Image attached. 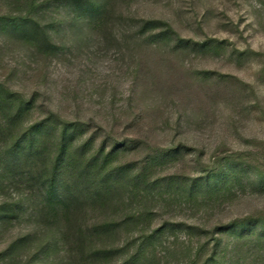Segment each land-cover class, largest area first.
Wrapping results in <instances>:
<instances>
[{
    "label": "rangeland",
    "instance_id": "obj_1",
    "mask_svg": "<svg viewBox=\"0 0 264 264\" xmlns=\"http://www.w3.org/2000/svg\"><path fill=\"white\" fill-rule=\"evenodd\" d=\"M31 1L0 0V15L24 17ZM67 1L36 0L33 17L48 28L55 53L0 29V84L33 101L27 123L48 126V150L73 125L71 151L81 155L78 145L90 140L85 153L106 147L115 170L128 164L136 174L149 164L148 179L162 178L153 187L160 214L151 229L166 228L150 264H189L198 238L173 223H264V186L254 182L264 175V0H94L105 6L101 16H83ZM147 20L168 23L171 42L143 35ZM8 133L0 128V204L14 201L22 211L0 223V251L26 234L32 240L0 264H28L35 254V264H74L72 239L47 226L28 176L1 167L10 163ZM126 180L117 196L124 202L132 189ZM227 181L219 195L205 192L207 182ZM86 209L87 221L103 215L93 203ZM113 211L118 217L128 208ZM236 238L234 230L223 235L227 264H264L255 239L237 252ZM46 240L54 246L38 252Z\"/></svg>",
    "mask_w": 264,
    "mask_h": 264
},
{
    "label": "trees",
    "instance_id": "obj_2",
    "mask_svg": "<svg viewBox=\"0 0 264 264\" xmlns=\"http://www.w3.org/2000/svg\"><path fill=\"white\" fill-rule=\"evenodd\" d=\"M67 2L74 5L83 16H101L105 10L103 4L94 0H68ZM36 4V0L29 3V13L24 17L0 15V29L23 42L35 45L44 53H55L54 50L57 47L52 43L48 28L33 17L37 10ZM142 24L141 33L151 34L149 39L152 43L153 40L171 42L169 34H175L164 21L147 20L142 21ZM179 42L183 46L182 44L186 41L180 39ZM196 44L206 46L207 42ZM33 111V101L24 99L20 93L11 91L0 84V115L2 116L0 128L9 132L8 136L11 139V142L6 145L10 163L2 162L1 167H5L4 171L8 175L14 174L20 167L21 176H28L27 191L40 199L38 210L47 226L52 228L57 225V228H61V236L63 235L67 243L69 238L72 239L69 255L70 259L74 260V264H150L154 262L158 258L155 252L156 237L166 228L163 224L151 229L160 214L157 204L159 200L153 193V187L162 178L154 181L148 179L146 170L149 164L136 174L130 172L131 166L128 164L121 165L116 168L118 170H115L112 167L114 154L107 152L106 147L91 154L85 153V146L90 140L78 145L81 155L78 151H71L72 146H69L67 142L69 137L74 136L73 125L70 128L69 126L63 128L60 143L56 149L49 151L48 145L43 141L47 136L48 126L43 125L44 123H27V118H30ZM23 159L28 162L24 167L20 163ZM77 160H80L78 169L75 164ZM122 178H130L126 181L132 188L125 202L121 198L117 199L120 195L119 186L123 182ZM173 178L177 177L174 175L171 179ZM81 179L87 181H80ZM254 182L257 187L264 186V175H259ZM3 184L4 182L0 180V187ZM228 184L229 181L225 184L207 182L205 192L215 197L222 191V186ZM190 193L192 194L191 189ZM192 196L187 197L188 203L193 200ZM92 203L103 210V215L96 217L94 221H87L86 207H90ZM119 204L127 207L128 211L117 217L113 208ZM21 207V204L14 201L0 204V223L16 220L22 211ZM249 220L251 219H237L228 224L214 223L212 226L210 222L190 225L176 222L172 226L185 228L192 235L191 237L198 238L197 247L193 248L192 252L191 249L187 251V256L190 258L189 264H227L224 260L225 256L221 254V246L223 235L228 231H237L234 243L237 252L243 250L245 246H251L253 243L250 244V242L253 239H255L254 247L264 248V223ZM123 235L125 238L121 240ZM31 240V234L24 235L5 250L0 251V258L4 260L9 254L19 253L31 243ZM42 245L38 252L42 253L54 246H51L48 240ZM37 256L35 254L28 264H35Z\"/></svg>",
    "mask_w": 264,
    "mask_h": 264
}]
</instances>
